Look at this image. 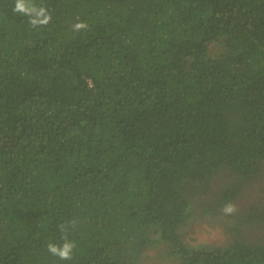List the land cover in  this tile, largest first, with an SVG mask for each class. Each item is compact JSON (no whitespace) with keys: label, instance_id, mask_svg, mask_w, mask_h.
<instances>
[{"label":"trees","instance_id":"1","mask_svg":"<svg viewBox=\"0 0 264 264\" xmlns=\"http://www.w3.org/2000/svg\"><path fill=\"white\" fill-rule=\"evenodd\" d=\"M0 264H264V0H0Z\"/></svg>","mask_w":264,"mask_h":264},{"label":"clouds","instance_id":"2","mask_svg":"<svg viewBox=\"0 0 264 264\" xmlns=\"http://www.w3.org/2000/svg\"><path fill=\"white\" fill-rule=\"evenodd\" d=\"M87 25L83 22H78L74 25V29L75 30H80L82 28H86ZM234 206L229 204V205H226L224 208H223V211L225 213H232L234 211ZM75 222H73L74 224ZM59 227V230L61 232H64L65 229H66V226L64 224H61L58 226ZM75 248V243L73 241H70L68 240L66 237L62 240L61 243L57 244V243H52V242H49L47 244V251L55 256V257H58L60 260H71L72 259V256H73V249Z\"/></svg>","mask_w":264,"mask_h":264},{"label":"rangeland","instance_id":"3","mask_svg":"<svg viewBox=\"0 0 264 264\" xmlns=\"http://www.w3.org/2000/svg\"><path fill=\"white\" fill-rule=\"evenodd\" d=\"M195 236V240L204 243H222L225 241L222 235H220L218 229L205 230L203 228H195L192 232Z\"/></svg>","mask_w":264,"mask_h":264},{"label":"built area","instance_id":"4","mask_svg":"<svg viewBox=\"0 0 264 264\" xmlns=\"http://www.w3.org/2000/svg\"><path fill=\"white\" fill-rule=\"evenodd\" d=\"M88 84L91 85V81L90 80H88Z\"/></svg>","mask_w":264,"mask_h":264}]
</instances>
